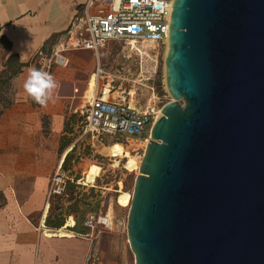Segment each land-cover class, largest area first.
<instances>
[{"label": "water", "instance_id": "obj_1", "mask_svg": "<svg viewBox=\"0 0 264 264\" xmlns=\"http://www.w3.org/2000/svg\"><path fill=\"white\" fill-rule=\"evenodd\" d=\"M165 80L128 208L135 264H264V0H173Z\"/></svg>", "mask_w": 264, "mask_h": 264}, {"label": "rangeland", "instance_id": "obj_2", "mask_svg": "<svg viewBox=\"0 0 264 264\" xmlns=\"http://www.w3.org/2000/svg\"><path fill=\"white\" fill-rule=\"evenodd\" d=\"M141 46L148 47L149 59H144L141 53L129 52L125 43L117 42L108 43L98 53L72 51L67 55L69 62L64 69L74 79L75 111L73 118L67 120L70 125L64 129L65 134L55 138L56 170L49 187L54 188V180H58L60 189L64 190L50 196L47 201L49 206L43 213L45 221L61 218L64 223L56 233L45 230L44 233L50 237H76L86 243L84 264H135L127 237V215L150 130L140 138L117 142L108 137L96 140L83 135V118L76 109L83 105L82 92L90 86L92 75L99 65L105 72L119 77L122 86L115 96L126 97L129 93L137 107L153 110L157 119L162 108L173 101L165 80L166 46L146 43ZM6 48L7 43L0 39L1 65L5 63ZM29 66L39 69L34 59ZM56 67L51 69L50 74ZM12 82L13 79L0 88V106L2 100L14 102ZM179 102L183 104V101ZM42 128L43 136L49 137L46 118L42 119ZM67 154L69 158L62 167ZM104 217L109 218L112 226L98 223V219ZM32 221L37 222L36 217Z\"/></svg>", "mask_w": 264, "mask_h": 264}, {"label": "crops", "instance_id": "obj_3", "mask_svg": "<svg viewBox=\"0 0 264 264\" xmlns=\"http://www.w3.org/2000/svg\"><path fill=\"white\" fill-rule=\"evenodd\" d=\"M88 1L0 0V39L7 43L4 60L17 55L20 63L30 65L40 49L51 46L68 29ZM96 8L95 4L91 11ZM31 68L13 79L15 100L0 116V264H84L87 244L76 237H50L44 230L56 233L63 226L49 228L43 218L56 170L54 141L65 134V123L75 111L74 79L64 67H56L51 75L58 87L53 99L41 106L23 88ZM45 118L49 137L42 133Z\"/></svg>", "mask_w": 264, "mask_h": 264}, {"label": "built area", "instance_id": "obj_4", "mask_svg": "<svg viewBox=\"0 0 264 264\" xmlns=\"http://www.w3.org/2000/svg\"><path fill=\"white\" fill-rule=\"evenodd\" d=\"M95 4L96 10L91 11ZM172 5L173 0H89L48 50L42 48L34 55L35 64L50 73L53 67L68 65V53H98L112 42L125 43L129 52L137 54L140 51L131 43L166 46ZM94 75L92 92L89 95L83 90V105L76 109L83 118V135L96 140L108 137L117 142L147 133L156 121L154 111L137 107L129 93L126 97L115 96L122 86L117 75L105 72L99 65ZM54 182L48 199L64 190L58 180ZM98 223L112 226L108 217L99 218Z\"/></svg>", "mask_w": 264, "mask_h": 264}, {"label": "clouds", "instance_id": "obj_5", "mask_svg": "<svg viewBox=\"0 0 264 264\" xmlns=\"http://www.w3.org/2000/svg\"><path fill=\"white\" fill-rule=\"evenodd\" d=\"M57 87L58 84L53 75L38 68L29 69L23 84L26 94L41 106H46L53 99Z\"/></svg>", "mask_w": 264, "mask_h": 264}, {"label": "trees", "instance_id": "obj_6", "mask_svg": "<svg viewBox=\"0 0 264 264\" xmlns=\"http://www.w3.org/2000/svg\"><path fill=\"white\" fill-rule=\"evenodd\" d=\"M28 63H20L18 60L17 55H10L7 60L5 61L3 65V70L0 72V88H2L5 84H7L9 81L17 77L19 74L22 73V70L26 67H28ZM3 104L0 106V116L3 114V112L9 108L13 102L10 100H2ZM74 114H72L69 118H73ZM69 120V119H68ZM69 121H66L65 128L69 127ZM69 158V154L66 155L62 167L65 166L67 160ZM0 201L2 202L3 199L0 195ZM63 219L58 218L55 221H49V219H46L45 225L52 229H59L63 226Z\"/></svg>", "mask_w": 264, "mask_h": 264}, {"label": "bare ground", "instance_id": "obj_7", "mask_svg": "<svg viewBox=\"0 0 264 264\" xmlns=\"http://www.w3.org/2000/svg\"><path fill=\"white\" fill-rule=\"evenodd\" d=\"M134 47H136L139 51H140V53L143 55L142 57L145 59V58H147V59H149L150 58V56H149V54H148V47L147 46H141V45H137L136 43H131ZM145 44V43H144ZM147 44V43H146ZM149 45H151L152 46V44H149ZM168 51H169V39H168V41H167V44H166V47H165V53H164V57H165V60H166V57H167V54H168ZM93 76V78H92V80L90 81V86L87 88V90H86V93L87 94H89L90 95V93L92 92V89H93V87H94V85H95V75L93 74L92 75ZM162 114H161V111H160V113L158 114V117H157V119L161 116ZM156 119V120H157ZM155 123V122H154ZM154 123H153V125H154ZM153 125L151 126V128H150V131H149V136H148V138H147V140H146V142H145V145H148L149 144V142L148 141H150L151 140V138H150V135H151V131H152V127H153ZM144 145V146H145ZM127 148V147H126ZM141 165V164H140ZM60 167L61 166H59L58 168L60 169ZM91 179V178H90ZM89 179V180H90ZM131 199H132V196H131ZM49 206V203H47L46 205H45V208H46V206Z\"/></svg>", "mask_w": 264, "mask_h": 264}]
</instances>
